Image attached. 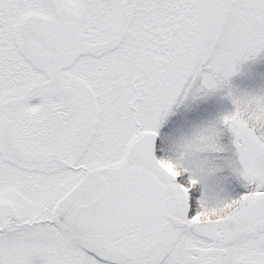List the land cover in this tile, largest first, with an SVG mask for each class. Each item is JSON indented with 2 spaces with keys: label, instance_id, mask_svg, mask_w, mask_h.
Masks as SVG:
<instances>
[{
  "label": "snow or ice",
  "instance_id": "1",
  "mask_svg": "<svg viewBox=\"0 0 264 264\" xmlns=\"http://www.w3.org/2000/svg\"><path fill=\"white\" fill-rule=\"evenodd\" d=\"M264 0H0V264H264Z\"/></svg>",
  "mask_w": 264,
  "mask_h": 264
},
{
  "label": "rangeland",
  "instance_id": "2",
  "mask_svg": "<svg viewBox=\"0 0 264 264\" xmlns=\"http://www.w3.org/2000/svg\"><path fill=\"white\" fill-rule=\"evenodd\" d=\"M234 84L246 91L264 89V59L246 63L242 73L234 77Z\"/></svg>",
  "mask_w": 264,
  "mask_h": 264
}]
</instances>
